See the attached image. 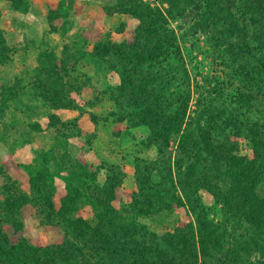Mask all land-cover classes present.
I'll return each instance as SVG.
<instances>
[{
	"label": "rangeland",
	"instance_id": "1",
	"mask_svg": "<svg viewBox=\"0 0 264 264\" xmlns=\"http://www.w3.org/2000/svg\"><path fill=\"white\" fill-rule=\"evenodd\" d=\"M8 1H12L15 9L24 11L25 0ZM137 1L163 14L164 24L159 25L164 31L161 41L173 38L172 49L165 50L167 53L159 58L154 67L143 66L141 70L150 76H170L174 87L164 93H174L176 101L181 96L180 90L184 89L187 72L191 92L188 115L193 117L194 122H202L199 114L205 112V106L209 105L207 101L218 98L215 95L218 90L225 104L237 108L241 118L264 123V91H261L263 95H258L255 88L244 84L253 76L254 79L249 80L264 90V74L258 63L246 57L235 63L225 46L226 32L220 24L205 21L203 6L190 4L187 0L175 3L171 0ZM122 9L119 0H70L52 6L51 24L89 26L83 25L71 38L66 36L69 28L62 29L60 42L65 38L69 40L64 46H53L49 42L41 45L47 51L38 63L28 62L29 77L25 75L26 71L22 76L17 75L21 62L13 59L11 47L0 29V139L9 143L6 147L10 152L15 148V151L21 149L22 144L31 139L35 141L38 138L36 141L40 146L33 163L26 166L30 192L26 193L18 180L5 177L0 191V209H5L8 198L14 194L10 190L12 188L40 202L41 198L33 191V181L44 195V204L50 201L49 196L55 198L54 211L44 207L43 215H40V206L25 207L16 210L14 215L10 214L23 223V237L30 246L37 248L53 247L58 239L57 228L72 238L71 229L64 220H76L81 216L88 225L96 227L99 216L106 215L108 208L123 218L133 219L145 232L157 236L174 233L182 224L194 223L196 226L199 215H202L211 223L225 226L228 244L236 250V264H264V255L256 253L254 247H249L248 254L239 251L238 242L248 232L252 233L243 221L247 211L231 212V208L226 206L223 198L228 191L226 181L211 183L212 189H197L191 193L190 207H173L145 215L147 204L139 192L138 179L149 178L148 186L154 189L152 196L160 195L165 190L170 169V165L166 166L163 162L170 159L171 169H174L173 179H178L176 163L181 134L172 133L168 145L162 143V147L157 146L150 127L135 118L136 111H132L128 99L121 96L118 54L125 51V44L133 40V33L141 24L140 19L123 13ZM255 28L258 29V24ZM231 40L235 41L231 38L229 42ZM85 88L87 96L81 99ZM9 96L13 98L5 102ZM82 100L84 103H81ZM176 106L179 107V103ZM213 107H219L218 103H213L210 112ZM59 108L87 110L92 122L100 126L98 142L94 134L86 140L90 153L92 149L89 147L96 145L98 150L99 155L92 153L95 164L87 163L80 154L76 155L78 147L75 144L71 148L67 146L69 138L81 135L76 120L64 122L58 116L50 115L49 125L53 129L40 125L46 112ZM13 140L15 146L11 144ZM231 141L237 144L239 156L250 160L254 158L253 145L245 134L231 137ZM159 149H162L163 155ZM84 161L93 171L83 169L81 162ZM116 184L120 186L115 188ZM217 189L221 190L220 195H217ZM256 191L264 198V181ZM47 214L52 215L51 219L47 220ZM4 216L5 211H2L0 219ZM2 226L7 232L12 230L9 224ZM77 242L87 247L94 246L85 244L86 240ZM86 254L92 256V250ZM219 255L222 259L223 253ZM92 261L114 264L97 257Z\"/></svg>",
	"mask_w": 264,
	"mask_h": 264
},
{
	"label": "trees",
	"instance_id": "2",
	"mask_svg": "<svg viewBox=\"0 0 264 264\" xmlns=\"http://www.w3.org/2000/svg\"><path fill=\"white\" fill-rule=\"evenodd\" d=\"M171 1L175 3L177 0ZM187 2L203 6L205 21L221 25L227 34L225 46L235 63L246 57L258 63L264 74V0ZM119 3L123 13L131 14L141 21L133 33V40L127 42L125 51L118 54L121 96L128 99L129 108L136 111L135 118L150 127L153 142L157 146L162 147V143L168 145L172 133L181 134L179 160L176 163L178 179H173L171 159H168L170 162H163L166 166L170 165V169L165 190L160 195L152 196L154 189L148 186L149 178L138 179L139 192L147 204L145 215L173 207H190L188 201L191 193L197 189H212L211 183L226 181L228 191L226 197L223 196L226 206L231 208V212L247 211L243 221H246L252 233L248 232L238 242L239 251L248 254L252 246L256 253L264 255V198L256 191L264 181V123L241 118L237 108L225 104L218 90L215 93L218 98L207 101L209 105L205 103V112L199 114L202 122H194L193 117L188 115L191 92L187 72L184 89L180 90L181 96L176 101L174 93H166L170 99L164 93L174 87L170 76H150L141 70L143 66L154 67L159 58L167 53L165 50L173 47L172 37L161 41L164 31L163 26L159 25L164 24L163 14L137 0H119ZM26 6L25 0L24 10ZM231 38L235 41L229 42ZM249 79L254 78L249 77L247 81L244 80V84L255 88L258 95H263L261 91L264 90L254 86ZM249 92L252 90L249 89ZM7 98L5 102L13 97ZM150 99L154 102L151 103ZM215 102L219 107H213L210 112ZM176 103H179V107ZM241 134H245L253 145L254 158L251 160L239 156L237 144L231 141V137L236 138ZM159 150L163 155L162 149ZM81 165L85 171L92 170L85 161ZM34 182L33 191L41 198L40 202L12 188L10 190L14 194L8 198L5 209H0V214L5 211L6 216L0 219V264H97L92 261L94 257L110 260L114 264H236V250L228 244L225 226L211 223L202 215H199L196 226L194 223L182 224L174 233L157 236L145 232L133 219L123 218L108 208L106 215L99 216L96 227L88 225L81 216L76 220H64L71 229V239L55 226L58 239L53 247H32L23 237V223L10 214L36 206L41 208L40 215H43L44 207L54 211L55 198L49 196L50 201L44 204V195ZM119 186L116 184L115 188ZM220 193L221 190L217 189V195ZM154 198L157 203L153 201ZM46 217L49 220L52 215L47 214ZM4 224H9L12 230L7 232L2 226ZM82 240L94 246L78 244L77 241ZM90 249L92 256L86 254L91 252ZM220 253H223L222 259Z\"/></svg>",
	"mask_w": 264,
	"mask_h": 264
},
{
	"label": "crops",
	"instance_id": "3",
	"mask_svg": "<svg viewBox=\"0 0 264 264\" xmlns=\"http://www.w3.org/2000/svg\"><path fill=\"white\" fill-rule=\"evenodd\" d=\"M61 1L68 2L70 0H26L27 8L24 11L15 9L12 1H0V29L3 32L7 45L11 47L13 59L16 62H21V64H19L21 68L17 74L18 76H22L25 71V75L27 77L30 76L27 74L29 69L28 62L38 63V61L41 60V55L47 51L41 46L44 45V43L49 42L50 45L53 46H57L58 44L64 46L69 43L67 38L60 42L62 39V29L69 28L70 31H67L66 36L71 38L72 34H74L75 31L78 32L83 25L89 26V24H51V8ZM84 12L85 10H83V13ZM82 14H80L81 19L83 17ZM39 47H41V49H39ZM28 91L29 90H26L25 92ZM85 91L86 88L81 92V99L87 96L88 92ZM81 103H84V100H82ZM50 115L58 116L59 119L64 122L76 120L81 130V135L69 138L67 146L71 148L73 144H75L78 147L76 155L80 154L87 163L95 164L96 160H94L92 153L94 155H99L98 150L96 149V145L93 148L89 147L92 149V153H90L86 148V140L94 134L95 141L97 140L98 142L100 137V126L92 122L87 110L86 112H81L79 109L74 108L50 110V112H46V116H43L40 121V125L43 128L53 129L49 125ZM37 139L38 138H36L35 141L31 139L29 140L30 142H25L22 144L23 147H21L22 145L20 146L21 149L15 151V148L12 152L6 147L9 143L3 140V138L0 139V191L3 189L4 178L11 177L20 182L21 188L26 193L30 192V176L26 170V166L33 163L36 151H38L37 149L40 147L39 143L36 141ZM6 140H8V138H6ZM11 144L15 146V141L13 140Z\"/></svg>",
	"mask_w": 264,
	"mask_h": 264
}]
</instances>
